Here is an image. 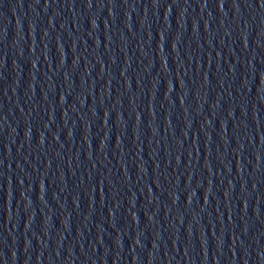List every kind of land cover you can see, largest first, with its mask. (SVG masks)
Listing matches in <instances>:
<instances>
[{"label":"water","instance_id":"water-1","mask_svg":"<svg viewBox=\"0 0 264 264\" xmlns=\"http://www.w3.org/2000/svg\"><path fill=\"white\" fill-rule=\"evenodd\" d=\"M0 264H264L239 0H0Z\"/></svg>","mask_w":264,"mask_h":264},{"label":"snow or ice","instance_id":"snow-or-ice-1","mask_svg":"<svg viewBox=\"0 0 264 264\" xmlns=\"http://www.w3.org/2000/svg\"><path fill=\"white\" fill-rule=\"evenodd\" d=\"M262 6H264V0H260Z\"/></svg>","mask_w":264,"mask_h":264}]
</instances>
